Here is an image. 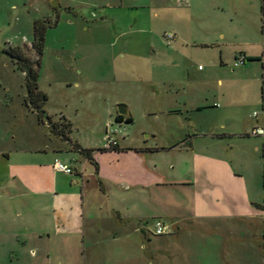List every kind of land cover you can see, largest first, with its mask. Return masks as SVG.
Instances as JSON below:
<instances>
[{
  "label": "rangeland",
  "instance_id": "obj_1",
  "mask_svg": "<svg viewBox=\"0 0 264 264\" xmlns=\"http://www.w3.org/2000/svg\"><path fill=\"white\" fill-rule=\"evenodd\" d=\"M261 10L264 0H0V146L53 141L47 123L25 106L24 76L3 53L18 47L35 60L30 45L38 20L56 22L45 31L38 71L44 111L56 123L61 117L69 123L72 142L99 151L106 132L132 148L215 134L216 147L226 145L230 140L221 134L238 113L228 107L233 100L227 102L224 80L234 51H250L260 40ZM119 105L131 123L114 122ZM254 111L260 114L244 108L240 119L254 124ZM241 159L237 170L258 205L251 217L177 233L168 225L160 236L166 251L152 246L151 259L141 241L105 238V250L93 258L88 251L86 264H264V158ZM32 253L0 239V264H41Z\"/></svg>",
  "mask_w": 264,
  "mask_h": 264
},
{
  "label": "crops",
  "instance_id": "obj_2",
  "mask_svg": "<svg viewBox=\"0 0 264 264\" xmlns=\"http://www.w3.org/2000/svg\"><path fill=\"white\" fill-rule=\"evenodd\" d=\"M260 29V40L250 51H234L231 73L224 80L227 102L233 100L228 107L238 113L221 134L230 140L226 145L216 147L215 134L211 140L203 135L199 141L195 135L163 146L118 143L117 151L90 149L97 169L74 148L88 149L72 142L70 132L65 140L46 127L53 138L49 146H0V239L20 242L33 256L38 252L41 264H86L88 251L93 258L105 250L100 243L105 238L130 245L141 241L151 259V247L166 251L167 242L152 235L155 220L177 233L215 220L251 217L258 205L251 202L237 169L242 156L264 158V138L250 135L255 128L264 131L263 20ZM238 54L245 62L234 66ZM244 108L260 111L252 114L254 124L240 119ZM55 161L70 167L73 175L56 172Z\"/></svg>",
  "mask_w": 264,
  "mask_h": 264
},
{
  "label": "trees",
  "instance_id": "obj_3",
  "mask_svg": "<svg viewBox=\"0 0 264 264\" xmlns=\"http://www.w3.org/2000/svg\"><path fill=\"white\" fill-rule=\"evenodd\" d=\"M56 23V22H55ZM50 25L47 21H35L33 23V36H32V42H31V48L34 51L36 55L35 60H31L29 57H27L23 51L16 47V48H10L7 51H4L3 53L8 56L12 62L15 63L17 70H19L23 76H24V87L26 91V96L24 98V104L25 106L34 112L37 116V119L39 123H47L48 129L51 133L56 134L57 136H60L61 138L67 140V132H70V125L66 122L64 118L61 117L58 123L54 122L52 118L47 115V113L44 111V106L47 102V96L43 92L39 90L38 87V71H39V65H40V58L43 52L44 48V35L45 31L48 27L54 26ZM248 60H255V59H248ZM114 121L116 123H125L129 124L131 123V118L128 116L127 118L121 117L119 115H115ZM74 148L84 155L88 160H90L94 167L97 169V164L93 161L91 154L93 150L90 149H82L79 147V145L74 144ZM106 150H118V146L112 149H102L99 151H106Z\"/></svg>",
  "mask_w": 264,
  "mask_h": 264
},
{
  "label": "built area",
  "instance_id": "obj_4",
  "mask_svg": "<svg viewBox=\"0 0 264 264\" xmlns=\"http://www.w3.org/2000/svg\"><path fill=\"white\" fill-rule=\"evenodd\" d=\"M173 37L171 35L166 36L165 39L169 40L172 39ZM245 62V58L238 54L235 57V61H234V66H241L243 65ZM256 114L254 113V116ZM113 133H105V149H112L118 146V142L116 139H114V137L112 136ZM250 135L253 137H263L264 138V131L262 129H258L255 128L250 132ZM53 169L56 172H60V173H64L66 175H73V171L70 167L62 164L59 161H55L53 164ZM170 231V228L167 224H165L164 222L160 221V220H155L152 224V235L156 236V237H160L163 236L165 234H167Z\"/></svg>",
  "mask_w": 264,
  "mask_h": 264
},
{
  "label": "water",
  "instance_id": "obj_5",
  "mask_svg": "<svg viewBox=\"0 0 264 264\" xmlns=\"http://www.w3.org/2000/svg\"><path fill=\"white\" fill-rule=\"evenodd\" d=\"M117 115L126 118L128 116V112L126 110V107L124 105L118 106Z\"/></svg>",
  "mask_w": 264,
  "mask_h": 264
}]
</instances>
